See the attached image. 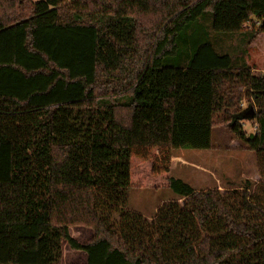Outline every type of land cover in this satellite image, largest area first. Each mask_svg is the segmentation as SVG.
I'll list each match as a JSON object with an SVG mask.
<instances>
[{
    "label": "trees",
    "instance_id": "trees-1",
    "mask_svg": "<svg viewBox=\"0 0 264 264\" xmlns=\"http://www.w3.org/2000/svg\"><path fill=\"white\" fill-rule=\"evenodd\" d=\"M206 19L240 35L237 55ZM261 34L264 0H0V264H60L65 243L85 264H264V74L245 60ZM216 126L259 182L172 175L173 151L211 149ZM140 187L177 197L149 219L128 207Z\"/></svg>",
    "mask_w": 264,
    "mask_h": 264
},
{
    "label": "rangeland",
    "instance_id": "rangeland-1",
    "mask_svg": "<svg viewBox=\"0 0 264 264\" xmlns=\"http://www.w3.org/2000/svg\"><path fill=\"white\" fill-rule=\"evenodd\" d=\"M199 30L200 35L209 38L219 53H229L234 56L238 54L242 44L240 35L233 37L234 35L231 34L216 33L212 29V22L207 19L203 20L202 28ZM187 49L190 50L191 46L189 45ZM245 60L253 68L264 66V34L249 45ZM247 106L248 102L244 101L243 107ZM242 124L248 134L254 133L252 118L243 120ZM171 172L173 176L182 179L197 190L218 187L222 193L225 188L240 185L246 179L255 183L261 180L257 155L247 150L225 126H216L213 129L211 149H175ZM176 197L174 192L166 187L133 188L129 193L128 207L152 219L151 216L155 215L164 201L174 200ZM179 202L183 204V199ZM70 231L81 243L88 241L93 235V230L88 227L74 226ZM85 263L86 255L83 252L71 249L67 243L64 244L60 264Z\"/></svg>",
    "mask_w": 264,
    "mask_h": 264
},
{
    "label": "crops",
    "instance_id": "crops-1",
    "mask_svg": "<svg viewBox=\"0 0 264 264\" xmlns=\"http://www.w3.org/2000/svg\"><path fill=\"white\" fill-rule=\"evenodd\" d=\"M235 36H237V35H235ZM235 36H233V37H235ZM232 37V38H233ZM252 67V66H251ZM252 70L254 71V72H256V73H262V74H264V66L263 67H252ZM253 124H254V122H253ZM226 189V188H225ZM149 219H150V217L149 216H147ZM152 217V216H151ZM72 235L75 237V235L72 233Z\"/></svg>",
    "mask_w": 264,
    "mask_h": 264
},
{
    "label": "water",
    "instance_id": "water-1",
    "mask_svg": "<svg viewBox=\"0 0 264 264\" xmlns=\"http://www.w3.org/2000/svg\"><path fill=\"white\" fill-rule=\"evenodd\" d=\"M247 114H251V115H254V110L253 108L251 107L250 110L247 112Z\"/></svg>",
    "mask_w": 264,
    "mask_h": 264
},
{
    "label": "built area",
    "instance_id": "built-area-1",
    "mask_svg": "<svg viewBox=\"0 0 264 264\" xmlns=\"http://www.w3.org/2000/svg\"><path fill=\"white\" fill-rule=\"evenodd\" d=\"M257 24H259L258 22H257ZM249 27V23L247 22L246 24H244V28H248Z\"/></svg>",
    "mask_w": 264,
    "mask_h": 264
}]
</instances>
